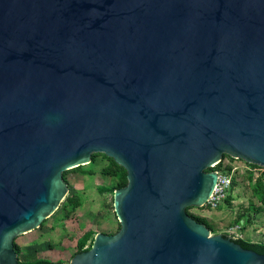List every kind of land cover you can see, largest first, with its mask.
Segmentation results:
<instances>
[{"label":"water","instance_id":"95a60500","mask_svg":"<svg viewBox=\"0 0 264 264\" xmlns=\"http://www.w3.org/2000/svg\"><path fill=\"white\" fill-rule=\"evenodd\" d=\"M102 152L120 228L69 264H264L187 212L264 166V0H0V264Z\"/></svg>","mask_w":264,"mask_h":264},{"label":"rangeland","instance_id":"374dc122","mask_svg":"<svg viewBox=\"0 0 264 264\" xmlns=\"http://www.w3.org/2000/svg\"><path fill=\"white\" fill-rule=\"evenodd\" d=\"M92 159L93 154L84 168H93L95 173L68 169L66 174H62L68 191L59 208L39 227L15 235L14 241L23 242L22 246L19 244L18 257L25 259L28 255H39L69 262L77 253V240L84 231L93 229L96 233L113 234L119 230L114 194L106 192L102 195L96 188L99 184L113 183L116 176L101 173V169L110 164L109 159L100 154L95 161ZM234 163L241 166L235 174L236 184L230 192L231 197L224 199L216 208L205 204L193 205L187 212L199 218L210 229L211 235L225 233L232 238L233 235H241L255 242H264V203L254 190L256 179L264 174V170L247 164L243 159H236ZM207 171H212L211 167ZM73 195V201L77 200L75 205L69 200Z\"/></svg>","mask_w":264,"mask_h":264},{"label":"trees","instance_id":"16d2710c","mask_svg":"<svg viewBox=\"0 0 264 264\" xmlns=\"http://www.w3.org/2000/svg\"><path fill=\"white\" fill-rule=\"evenodd\" d=\"M97 154L104 156L105 158L109 159V161H110L109 165L104 166L101 169V173H104L105 175H108V176H116V181H114L111 184H99V185H97L96 188H97L98 192L102 195L106 192H110V193L114 194L115 189L120 188L122 186H125L127 184V182H128L127 170L122 165L118 164L114 160V158L109 157L105 153H102V152L93 153L92 162L96 160L95 158H96ZM227 157L233 158L229 154L223 155V158H227ZM250 164L252 166H257V164H254V163H250ZM84 165H79L73 169L81 170L82 172L88 173V174H93L96 172L93 168H84ZM221 166H222V162H220L219 164H217L215 166H212L211 170L220 169ZM67 171L68 170L64 171L63 174H66ZM235 184H236V178L234 177L231 191L233 190V187L235 186ZM254 190H255V193L258 195L259 200L264 203V174L261 175L258 179H256ZM74 197H75V195H73L72 197L69 198L70 202H72L73 205H75V202H77V200L73 201ZM229 197H231L230 193L228 194V196L226 197L225 200H228ZM76 205H77V203H76ZM191 207L192 206H188L187 211H189V208H191ZM196 219L201 221L197 217H196ZM208 226L210 227V225H208ZM95 235H96V231H94L93 229H88V230L84 231L83 234L77 240V253L89 249L93 243ZM222 235L227 236V234H225V233ZM234 239L236 242L240 243L243 247L250 248V249H253L259 253L264 254V242H255V241H252L250 239L242 238V237H238V238H234ZM14 246H15V249H16L18 255H19L20 254V246L16 241H14ZM18 258H19V264H69V262H70V261L66 262L63 259L53 260L49 257H43V256H37V255H28L25 259H22L20 257H18Z\"/></svg>","mask_w":264,"mask_h":264},{"label":"built area","instance_id":"2783aa9c","mask_svg":"<svg viewBox=\"0 0 264 264\" xmlns=\"http://www.w3.org/2000/svg\"><path fill=\"white\" fill-rule=\"evenodd\" d=\"M236 159H240L241 158H222L220 161H217L216 163L213 164V166L219 164L220 162H222V166L220 169H217L215 171L218 172V179H217V183L212 191V193L210 194L207 202L205 203V205L212 207V208H216L220 205V203L226 199V197L228 196V194L231 191L232 188V184H233V179L235 177L236 171L240 168V163H234V160ZM245 161V160H244ZM247 164H250L249 162L245 161ZM251 165V164H250ZM257 167L262 168V170H264V166L261 165H257ZM234 238H238V237H242L237 236V235H233ZM244 238V237H242Z\"/></svg>","mask_w":264,"mask_h":264},{"label":"crops","instance_id":"0c3cea01","mask_svg":"<svg viewBox=\"0 0 264 264\" xmlns=\"http://www.w3.org/2000/svg\"><path fill=\"white\" fill-rule=\"evenodd\" d=\"M249 217V216H248ZM246 219H247V217H246ZM242 222V221H241ZM18 243V242H17ZM18 244H21V243H18ZM23 245V242H22V244H21V246ZM37 256H39V255H37ZM43 257H46V256H43ZM49 258H51V257H49ZM52 259V258H51ZM59 259H61V258H59ZM53 260H55V259H53ZM56 260H58V259H56Z\"/></svg>","mask_w":264,"mask_h":264}]
</instances>
